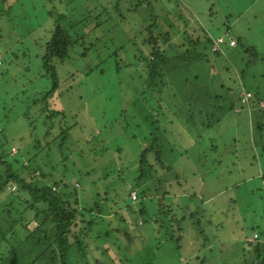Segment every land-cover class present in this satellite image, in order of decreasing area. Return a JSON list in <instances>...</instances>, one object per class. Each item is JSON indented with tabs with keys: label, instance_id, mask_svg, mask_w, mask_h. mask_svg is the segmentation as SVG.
<instances>
[{
	"label": "rangeland",
	"instance_id": "1",
	"mask_svg": "<svg viewBox=\"0 0 264 264\" xmlns=\"http://www.w3.org/2000/svg\"><path fill=\"white\" fill-rule=\"evenodd\" d=\"M6 1L0 7V138L10 145L9 156L21 154L24 166L39 165L50 179L67 183L63 192L85 211L78 218H91L88 232L96 239L84 245L86 252L98 249L77 264H250L246 238L264 226V112L251 122L244 108L223 109L230 71L239 86L264 93V0H149L135 12L127 1L131 14L107 33H123L115 70L88 71L91 61L76 53L58 62L61 91L48 105L63 110L74 130L61 150L58 137L51 148L41 141L40 151L33 146L45 114L38 115L43 107L32 100L46 82L37 41L52 22L42 6L76 12L81 1ZM83 1L88 8L98 3ZM153 22L152 38L171 63L191 40L199 41L192 51L202 57L193 54L187 66L175 62L174 74L147 87L144 58L153 57L145 28ZM203 31L213 38L228 34L236 46L222 57L212 54ZM220 103L226 105L221 112ZM154 138L163 167L158 163L138 184L140 153L157 150ZM13 193L16 187L0 191V264H45L37 235L29 234L32 210L11 202ZM181 216L177 240L172 227Z\"/></svg>",
	"mask_w": 264,
	"mask_h": 264
},
{
	"label": "trees",
	"instance_id": "2",
	"mask_svg": "<svg viewBox=\"0 0 264 264\" xmlns=\"http://www.w3.org/2000/svg\"><path fill=\"white\" fill-rule=\"evenodd\" d=\"M80 1L78 8L75 9L76 12L66 11L62 9L61 5L53 9H46L42 6L45 14L48 15V18L52 22L44 30L46 35L37 41V44H41L42 47L41 70L39 73L41 72V78L46 82V85L42 91L35 95L36 98L32 100L36 105L39 103L43 107V110L38 109V115L42 116L45 114L43 128L40 131L42 136L36 138V143L33 146L35 150L40 151L44 147L41 141L51 148V145L54 144L58 137L60 140L57 148L61 150L70 131L74 130L72 124L66 121L63 110L50 109L48 105V100L56 96L59 90L61 91V88L59 89L58 62H68L72 59V54L76 53L79 57L88 58L91 61L90 67L87 68L88 71H99L102 73L104 71L103 67H106V70H115V56L123 48L119 35L123 36V33L112 37H109V35L107 38L109 29L113 27L121 28V25L118 23L124 20L127 14H131V11L135 12L144 3L147 5L150 3L149 0H98V3L94 7L88 8V5H84L83 0ZM127 1L130 5H133V10L130 11L126 7ZM6 2V0H0V7H4ZM3 10L5 9L2 8L0 11L1 20L4 17ZM167 13L169 14L170 10ZM160 25L158 24L159 28ZM155 26L153 22L145 28L150 34L151 39V41L147 39L146 44L150 46L148 50L151 57H153L152 60L148 57L144 58L150 66L149 73L144 80L147 87L160 85L164 76H170L176 72L178 67L175 62H181L183 66H187V63L192 60L191 56L198 53L192 51V49L193 47L196 49V43H199V41L194 42L191 40L189 45L191 49L189 46L185 47L182 52L177 53L173 57L176 60L171 63L166 50H161V45L157 43V39L152 38L154 35H152L153 27ZM225 31L227 33L226 29ZM164 33L168 34V32ZM157 35L160 36V34ZM203 35L209 43L211 53L215 55L220 54V57L225 53L226 48L236 46V44H230V41H234V39L228 36V34L220 35L223 41L217 45L215 41L219 36L213 38L208 31H203ZM86 41L89 42L87 45L85 44ZM91 46H94V48L90 49ZM198 54L202 57L201 53ZM233 74L234 72L230 71L227 77L229 81L233 82V85L225 88L229 104L226 102L227 108L223 110L235 109L238 112L244 108L245 110L251 109L254 112H264V107H260L261 102L264 101V93L245 88L242 82L241 86H239L240 81ZM241 75H243L242 71ZM244 92H250L252 95L247 103L241 101ZM210 99L211 97H208V100ZM226 105L220 103V112ZM204 106L210 107L211 114L216 111V107L210 102L205 103V100ZM25 117L30 121V124L34 122L31 119L32 116L29 118V115L26 114ZM205 126L208 127L210 125L207 124ZM3 139L7 140L4 136ZM152 141L156 146L157 139L154 138ZM156 148L157 150L154 151L151 148H145L140 153L139 167L136 168L139 170L140 175L135 180L138 184H140L143 178L151 176L154 173L153 170L157 168L156 165L158 163L163 167L160 160L161 149L158 145ZM9 154L10 145H7V141H3L0 138V164L5 169L4 176L0 177V191L16 187V192H20V194L16 195L17 193H13L16 196L12 197L11 202H18V206L24 203V209L32 210L33 216L31 220L34 221V227L32 231H29V234L35 233L37 235L35 241L40 247V255H43L46 259L45 264H77L78 258L87 260L90 251L95 252L98 249V246H95V250L92 249L86 252V246L84 245V241L88 237L90 239L93 237L88 232V230H91L92 220L90 218L85 221L82 218H78V216H83L85 211L83 209L79 210L77 201H71L69 196L63 192L62 189L68 186L67 183L61 180L50 179L43 171L38 170L41 169L39 165L36 168H32L31 165L26 163V166H24L21 154H14L13 156H9ZM28 160L31 161V157H28ZM36 171H40L41 176L39 178L35 174ZM54 187L58 188L57 192ZM72 189L76 191L75 186ZM18 200H22V202ZM89 211H86V213ZM139 212H142V210L140 209ZM184 218V216H181V220L175 222L172 227L173 231L176 230L178 233V236H175L177 240H180L182 237ZM73 228H78V232L74 233ZM253 230L258 231L259 237L253 242L249 241L248 237L246 238L247 245L252 247V252L248 258L251 257L250 264H264V245L261 242L264 236V229ZM99 236L97 234L96 237ZM93 238L94 240L96 239L95 237Z\"/></svg>",
	"mask_w": 264,
	"mask_h": 264
},
{
	"label": "built area",
	"instance_id": "3",
	"mask_svg": "<svg viewBox=\"0 0 264 264\" xmlns=\"http://www.w3.org/2000/svg\"><path fill=\"white\" fill-rule=\"evenodd\" d=\"M220 38V39H219ZM217 38V40L215 41V44L217 45L218 43H220L221 41H223V38L222 37H219ZM230 44L231 45H234L235 44V41H230ZM251 93L250 92H244L242 98H241V101L242 102H248L249 101V98L251 97ZM133 197L135 198V195H133ZM259 235H258V232L257 231H254L251 235V238H248L249 241L253 242V241H256L258 239ZM261 242L263 243L264 245V236L261 240Z\"/></svg>",
	"mask_w": 264,
	"mask_h": 264
},
{
	"label": "crops",
	"instance_id": "4",
	"mask_svg": "<svg viewBox=\"0 0 264 264\" xmlns=\"http://www.w3.org/2000/svg\"><path fill=\"white\" fill-rule=\"evenodd\" d=\"M206 1H208V0H206ZM258 113L259 112H254V111H252L251 109H248V110H246V115H248V117H250V121L252 122V120H251V117H259V115H258ZM262 230L264 229V226L263 227H260ZM254 231H257V230H252V233L254 232ZM258 232V231H257ZM252 235V234H251ZM250 237V236H249Z\"/></svg>",
	"mask_w": 264,
	"mask_h": 264
}]
</instances>
